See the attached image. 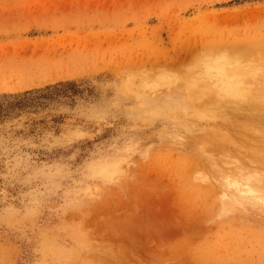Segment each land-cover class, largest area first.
Segmentation results:
<instances>
[{
	"label": "rangeland",
	"instance_id": "rangeland-1",
	"mask_svg": "<svg viewBox=\"0 0 264 264\" xmlns=\"http://www.w3.org/2000/svg\"><path fill=\"white\" fill-rule=\"evenodd\" d=\"M263 60L264 0H0V95L76 84L0 121V264H264Z\"/></svg>",
	"mask_w": 264,
	"mask_h": 264
},
{
	"label": "trees",
	"instance_id": "trees-1",
	"mask_svg": "<svg viewBox=\"0 0 264 264\" xmlns=\"http://www.w3.org/2000/svg\"><path fill=\"white\" fill-rule=\"evenodd\" d=\"M74 88L76 84L73 82H60L19 94L0 95V121L17 118L23 113L45 110L56 102V99L63 97L61 94H64L65 90Z\"/></svg>",
	"mask_w": 264,
	"mask_h": 264
},
{
	"label": "bare ground",
	"instance_id": "bare-ground-1",
	"mask_svg": "<svg viewBox=\"0 0 264 264\" xmlns=\"http://www.w3.org/2000/svg\"><path fill=\"white\" fill-rule=\"evenodd\" d=\"M263 94H264V92L263 93L254 92V93L250 94L248 97H246V98H250V96H251V99L247 102L248 109L250 110L249 112H251V116H249V118H247V124H245L246 126H244V131H248L253 127H259L264 123V116H263L264 114H261V112L264 111V95ZM226 97H228V96L226 95ZM240 109H242V108H240ZM234 110L237 112L239 110V108L238 109L235 108ZM253 112H254V114H253ZM230 126H231V124H230Z\"/></svg>",
	"mask_w": 264,
	"mask_h": 264
},
{
	"label": "clouds",
	"instance_id": "clouds-1",
	"mask_svg": "<svg viewBox=\"0 0 264 264\" xmlns=\"http://www.w3.org/2000/svg\"><path fill=\"white\" fill-rule=\"evenodd\" d=\"M150 74V70H140L139 73H128L126 75V80L129 83H135V84H139L141 82V79L143 77H147ZM137 81H139V83H137ZM112 85H109V87H111ZM91 246L90 241L87 239V234L86 233H81V239L79 241V247L81 248V250L83 251H87Z\"/></svg>",
	"mask_w": 264,
	"mask_h": 264
}]
</instances>
